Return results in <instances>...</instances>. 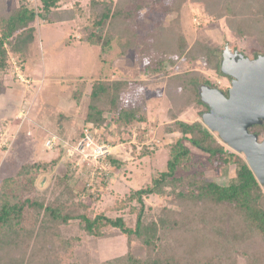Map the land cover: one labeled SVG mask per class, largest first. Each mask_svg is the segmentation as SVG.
<instances>
[{
    "label": "trees",
    "instance_id": "1",
    "mask_svg": "<svg viewBox=\"0 0 264 264\" xmlns=\"http://www.w3.org/2000/svg\"><path fill=\"white\" fill-rule=\"evenodd\" d=\"M190 1L201 2L209 17L223 19L234 37L254 36L264 51V0ZM39 2V7L34 9L27 2L15 5L13 1L0 0V76L10 67L11 57L20 66L28 59L35 43L33 22L39 19L61 23L75 19L72 9L56 11L58 0ZM141 2L92 0L88 21L80 26L78 40L98 45L102 54L115 46L120 58L130 52L139 55L138 62L147 57L144 70L151 76V83L166 82L164 95L169 100L167 117L170 121L166 134L179 136L167 146L164 170L151 177L150 185L132 192L126 199L128 204L132 201L137 204L129 206L127 213L134 217V223L129 226L122 217L89 218L85 206L78 204L70 208L57 199L50 202L43 195L32 196L39 168L43 166H22L15 176L0 181V264H65L62 254L66 252L62 249L67 242L58 238L56 231L64 228L67 232L65 226L75 220L88 237L102 239L122 235L126 238V253L103 264H264L263 187L243 156L225 149L201 122L179 120L189 108L200 107L202 113L208 111L199 97L200 86L220 92L226 90L218 88L210 75L189 67L196 64L210 71L212 78L223 77L227 81L231 78L219 70L221 57L216 50L198 42L190 48L179 32L176 17L186 0H171L167 5L163 0L145 3L144 6L155 5L167 15H176L167 26L147 29V25L143 28L139 25L145 37L138 27L132 26L137 23L136 15L143 10ZM148 51L152 54L148 55ZM180 60L186 63V72L169 74ZM129 85L124 79L93 82L85 103L84 126L102 129L106 123L105 112L112 115L117 135L144 123L146 118L140 115L138 106H121L122 94ZM81 97V94L72 95L78 101ZM249 132L257 134L260 140L264 125L252 126ZM77 135L80 139L83 131H78ZM185 143L204 152L213 169L233 165L235 177L220 186L208 182L201 172L190 173L193 157ZM63 182V178L57 179L58 185ZM63 193L74 200L75 196L68 189L60 192ZM152 196L163 198L165 205L158 209L147 207L144 199ZM39 222L41 225L36 228ZM66 264L90 263L68 259Z\"/></svg>",
    "mask_w": 264,
    "mask_h": 264
},
{
    "label": "rangeland",
    "instance_id": "2",
    "mask_svg": "<svg viewBox=\"0 0 264 264\" xmlns=\"http://www.w3.org/2000/svg\"><path fill=\"white\" fill-rule=\"evenodd\" d=\"M9 1L15 5L27 2L34 9L40 5L39 0ZM91 1L58 0L56 11L72 9L75 19L61 23H47L39 19L33 22L35 43L28 59L20 66L11 57L10 67L0 76V87L3 89L0 91V181L15 176L24 165L39 164L43 167L39 168L32 196L38 195L39 198L43 195L50 202L57 199L66 202L70 208L78 204L85 206L89 218L97 215L111 219L122 217L131 226L134 217L127 212L129 206L137 204L134 201L128 204L126 199L132 192L150 185L151 177L164 170L167 146L179 135L166 134L170 123L167 117L169 100L164 95L166 82L151 83V76L144 70L147 57L138 62L139 55L134 52L120 58L115 46L102 54L98 45L79 42L78 31L88 21ZM145 3H151V0H142L140 5L143 10L135 16L137 23L132 25L138 27L142 37L145 35L140 28L144 25L151 29L158 25L167 26L175 20V13L167 15L157 6L149 8L144 6ZM163 3L170 4L171 0H163ZM144 16H148V19ZM176 18L179 32L190 48L195 42L204 44L216 50L221 60L226 46L247 59H255L264 53L254 36L242 39L234 37L223 19L209 17L204 12L201 2L186 0ZM151 54L148 51V55ZM187 68L186 63L180 60L169 74L183 73ZM189 69L210 75L212 82L221 90L230 87L226 78H212L210 71L196 64ZM100 79L128 81L129 89L122 94L121 106H138L140 115L146 121L136 124L129 132L117 135L112 115L105 112L106 123L102 129L84 126L87 95L91 84ZM79 94L82 96L79 101L72 98V95ZM202 114L200 107L189 108L179 120L187 123L199 121L202 124ZM84 127H90L94 143L105 148V157L96 159L90 155L91 150L84 155L74 151L81 139H78L77 133L83 131ZM214 135L225 149L230 150ZM263 137L261 134L260 140ZM50 139H53V144H47ZM185 145L193 157L190 173L201 172L208 182L220 186H225L235 177L233 165L213 169L204 152L188 143ZM58 178L64 179L63 184L58 185ZM64 189L72 192L75 196L73 201L68 194H60ZM262 189L264 193V187ZM164 202L163 198L157 196L144 199L145 205L152 209L162 207ZM120 205L122 207L118 208ZM39 225L41 222L37 223L36 228ZM65 227L67 232L64 228L56 231V236L67 242L62 249L66 252L62 254L65 264L68 259L103 264L123 256L127 251V241L122 235L102 239L88 237L80 230L78 220ZM15 254L13 251L12 255Z\"/></svg>",
    "mask_w": 264,
    "mask_h": 264
},
{
    "label": "water",
    "instance_id": "3",
    "mask_svg": "<svg viewBox=\"0 0 264 264\" xmlns=\"http://www.w3.org/2000/svg\"><path fill=\"white\" fill-rule=\"evenodd\" d=\"M221 73L231 78L227 96L217 89L199 87L200 100L208 111L201 116L207 130L216 134L222 144L243 156L259 185L264 187V137L249 132L264 123V56L247 59L222 52Z\"/></svg>",
    "mask_w": 264,
    "mask_h": 264
},
{
    "label": "built area",
    "instance_id": "4",
    "mask_svg": "<svg viewBox=\"0 0 264 264\" xmlns=\"http://www.w3.org/2000/svg\"><path fill=\"white\" fill-rule=\"evenodd\" d=\"M54 139V138H53ZM53 139H50L47 141V144H53ZM97 143H94L93 137L91 135L90 127H84L83 128V136L79 140V142L75 145L74 151L77 152V154H86L87 151H92L90 155L92 157L98 159L100 157H105L104 155V149L103 147H100L96 145ZM87 156V155H86ZM102 157V158H103Z\"/></svg>",
    "mask_w": 264,
    "mask_h": 264
},
{
    "label": "flooded vegetation",
    "instance_id": "5",
    "mask_svg": "<svg viewBox=\"0 0 264 264\" xmlns=\"http://www.w3.org/2000/svg\"><path fill=\"white\" fill-rule=\"evenodd\" d=\"M229 50H230V53H235V52H237V51H235V50H231L230 48H229ZM238 54H240L239 52H237ZM229 82H230V85H231V79L229 80ZM227 91H228V88L226 89V90H224L223 91V94L225 95V96H227ZM263 125H264V123H263Z\"/></svg>",
    "mask_w": 264,
    "mask_h": 264
}]
</instances>
